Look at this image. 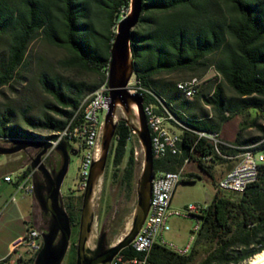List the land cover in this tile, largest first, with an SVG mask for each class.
<instances>
[{"label":"trees","instance_id":"16d2710c","mask_svg":"<svg viewBox=\"0 0 264 264\" xmlns=\"http://www.w3.org/2000/svg\"><path fill=\"white\" fill-rule=\"evenodd\" d=\"M129 5L130 0H0V40L4 42L0 47V88L21 74L29 45L38 36L66 50V57L59 61L62 68L96 75L89 82L40 70V86L52 101L45 104L42 119L35 122L27 118L29 124L54 133L79 116L85 95L106 78L116 23L120 11ZM130 45L134 77L167 104L173 103L176 114L185 112L187 118H181L190 128L183 129L181 135L182 154L153 158L155 172L177 170L184 157L190 156L209 174V165L197 156L210 155V162L226 158L196 131L220 133L223 123L234 115H242L240 127L231 145L219 146L220 152L236 155L244 150L242 146L250 145L264 149V123L258 122L260 118L264 122V0H142ZM208 68L214 69L215 78L218 76L221 82L212 94L200 89L193 99L180 92L176 82L161 78L183 70L202 75ZM223 84L232 89V95L226 94ZM143 96L144 101L157 102L154 97ZM251 109L256 116L248 118ZM14 113V108L7 105L0 114L1 139L43 138L13 123ZM251 126H256L260 134L243 137L244 129ZM129 132L127 119L119 118L109 150L116 175L127 188L134 185L136 168L132 149H127ZM53 133L44 139L55 137ZM29 173L27 167L19 178ZM237 193L225 195L216 188L206 213L198 216L201 226L187 255L155 244L147 264H241L264 249V163L258 179ZM77 198L79 204L68 201L72 220L79 218L82 195ZM201 251L204 256L197 261ZM121 252L140 255L129 246ZM74 258L75 250L71 264Z\"/></svg>","mask_w":264,"mask_h":264},{"label":"built area","instance_id":"2783aa9c","mask_svg":"<svg viewBox=\"0 0 264 264\" xmlns=\"http://www.w3.org/2000/svg\"><path fill=\"white\" fill-rule=\"evenodd\" d=\"M128 13V9H122L120 16ZM120 17V18H121ZM119 20V19H118ZM109 66V65H108ZM108 70L106 78L101 83V92L94 94L91 101L87 102L85 108L79 109V116L72 117L66 128V135L59 136V140L51 143L45 155L55 151V148L62 142H66L69 149L81 152V158L78 165V183L76 191L81 195V188L84 184V170H90L93 161L101 155V141L104 127V119L109 105V90L107 87ZM204 75L194 81H185L179 83L183 88L185 96H191L192 99L201 89L204 83H207ZM127 86H133V93H139L143 97V112L149 128L151 137V150L153 158H163L169 155H180V141L182 140L183 129H190L188 126L178 125V118L182 113L176 114L170 112L169 104H163L159 97L148 87L143 86L135 77L130 78ZM143 95L154 97L157 102L152 100L144 101ZM78 112V111H77ZM181 115V116H180ZM130 124V132L127 137V149H132V155L136 163H142L143 157H137V149H143L138 139L136 130ZM57 132V131H56ZM199 137L207 139L214 147L215 151L226 159L237 158V162L217 183L220 190L242 192L248 185L258 179L260 165L264 163V149H255L245 146L244 150L238 155H224L220 152L221 144L229 145L224 142L220 133H211L196 131ZM191 152V150H190ZM109 155V154H108ZM203 164L209 165L210 155L197 156ZM197 161L190 156H185L182 165L177 170L157 171L151 181L150 204L146 216H150V223H142L138 231H142V239H132L129 247L132 251L140 253L139 256H132L121 250L115 254L109 264H147L152 247L157 244L166 247L171 251L187 255L197 237L201 226V219L198 216L204 215L208 209L209 202L203 204L189 203L180 208L174 207L171 200L176 187L184 181L195 180L194 175L186 171V166ZM4 181L11 182L10 175L3 176ZM19 191L32 193L31 173L25 176L16 184ZM12 195L10 200H14ZM175 216L196 217L197 223L191 231L190 238L186 246L180 248L165 238V233L170 230V220ZM41 231L34 226H26L25 230L13 237L9 243V250L6 255L0 257V264H34V254Z\"/></svg>","mask_w":264,"mask_h":264},{"label":"water","instance_id":"95a60500","mask_svg":"<svg viewBox=\"0 0 264 264\" xmlns=\"http://www.w3.org/2000/svg\"><path fill=\"white\" fill-rule=\"evenodd\" d=\"M141 10L142 0H130L128 13L116 23L115 34L110 47L108 66L109 105L104 119L101 141L102 151L100 157L93 161L90 166L86 186L82 194L75 264H109L115 254L129 246L140 229L149 208L151 181L155 172L151 137L143 112V97L139 93H130L127 90V84L134 71L130 45L131 33L138 23ZM133 105L135 106L137 125L132 124V127L136 130L144 155L141 163V172L136 180L137 202L133 212L132 223L129 231L117 243L102 253L91 255L88 249V240L92 230V197L98 178L106 164L115 133L117 123L115 113L117 108L120 107L127 114L128 118L126 119L129 121ZM6 141H10L12 145H0V155L18 153L31 146L39 147L41 150L36 155L35 164H31V168H38L39 165L37 163H40V166H44L41 162V157L51 146L47 139H11ZM55 151L60 156L59 172L54 181L52 194L48 197V207L46 208L51 213L53 224L48 230L41 231L43 246L37 253L34 264H61L69 246L71 234L70 219L64 209L57 204L56 196L60 193L61 184L67 173L69 157L77 152L68 149V145L64 141L55 148ZM31 183L33 198L39 203L41 191L33 177ZM58 232L60 234L58 240H56ZM252 264H264V256Z\"/></svg>","mask_w":264,"mask_h":264},{"label":"rangeland","instance_id":"374dc122","mask_svg":"<svg viewBox=\"0 0 264 264\" xmlns=\"http://www.w3.org/2000/svg\"><path fill=\"white\" fill-rule=\"evenodd\" d=\"M129 11V8H128ZM121 17V16H120ZM119 17V19H120ZM118 21V20H117ZM2 42L0 47L4 45L3 39L0 40ZM67 52L64 48L58 47L52 44H49L44 40L41 36L36 37L29 45L27 59L24 67L20 69V75L17 76L9 85L3 86L0 88V114L3 109L10 105L14 108V118L13 123H16L22 129L31 131L33 133H37L45 138L46 135L53 133L48 131L47 129H43L41 127H34L27 122V118H32L35 122L42 119V114L44 112L45 104L52 101L50 95H48L40 86L38 75L40 70H48L49 72L60 73L64 77L68 78H79L84 79L86 81L92 82L96 79V75L92 72L84 71L82 69H64L61 67L59 61L60 59L66 57ZM202 75L205 76L208 81L204 83L201 89L204 90L205 93L212 94L213 88L218 82H221L220 78L217 76L213 68H208L205 73ZM201 72H190V71H180L176 73H171L168 75H162L161 78L165 80H171L177 82L178 80L189 78L191 76H199L202 77ZM134 78V75L131 76ZM224 90L227 95H232L233 91L226 84H223ZM90 93L86 94L84 99ZM82 100V102L84 101ZM192 99V98H190ZM81 102V103H82ZM200 105L207 110H210L209 106H206L202 101H199ZM174 106V104L172 103ZM187 113H190L186 111ZM195 115H198L197 111H193ZM186 114V113H185ZM187 115V114H186ZM256 116V112L254 110H249V117ZM119 118H128L127 114L123 112V110L118 107L115 113V119ZM130 121L137 124L135 106H132V110L129 116ZM242 120V115H234L231 119L224 122L221 129L223 131V135L227 139H234L238 128L240 127V122ZM259 123H264L263 119L260 118L258 120ZM260 131L256 126L247 127L242 132L243 137H247L250 135H259ZM233 141V140H232ZM0 145L2 146H11L12 143L10 141H6L0 138ZM21 152L10 154V157H18L17 164L20 166L23 164L24 159L21 156ZM1 159H5V155H0ZM81 158V152L76 154H71L69 157V165L67 173L63 179V182L60 187V192L67 201L73 199L76 204L78 200V192L76 191V185L78 183V165ZM232 160H222V164H226L227 169L226 172L233 165ZM108 164L112 165V157L108 155ZM187 168V167H186ZM141 172V164L136 163V177L138 178ZM199 177H197L193 182H181L179 183L176 193L172 200V205L176 207H181L183 205L189 203H200L203 204L205 202H209L211 197L214 194V185L210 176L204 172L203 170L198 169ZM84 188V186H83ZM83 188H81V195L83 193ZM221 192L225 195H238L237 192L221 190ZM98 191L95 187L92 197V208L98 202V198L96 197ZM21 193L15 195V197H21ZM26 197H30L29 195ZM33 197V196H32ZM33 199V215L35 218V225H38L39 212L36 205V201ZM82 201V198H81ZM137 202V195L130 199L126 206L122 208L121 212V222L118 230L115 232L113 236L110 238V242L116 243L119 239L124 237V235L129 231L134 208ZM81 204V203H80ZM198 219L196 217H188V216H175L170 220L171 228L169 231L165 233V238L168 242L173 243L174 245L182 248L186 246L189 241L191 231L193 230L194 225L197 223ZM95 228V227H94ZM96 234V233H94ZM91 235V234H90ZM89 243V240H88ZM204 256V253L201 251L196 260H200ZM65 257L63 259L62 264H66ZM244 262V261H243ZM242 262V263H243ZM241 263V264H242Z\"/></svg>","mask_w":264,"mask_h":264},{"label":"flooded vegetation","instance_id":"af4514ba","mask_svg":"<svg viewBox=\"0 0 264 264\" xmlns=\"http://www.w3.org/2000/svg\"><path fill=\"white\" fill-rule=\"evenodd\" d=\"M40 150L41 148L39 147L31 146L20 152L22 154L21 156L24 159L22 165L25 168H30L31 181L33 177L34 181L37 183L39 190L41 191V196H39V203L36 202L39 212L38 225L40 231H46L53 224L51 213L46 208L48 207V197H50L52 194L53 186L55 183L54 181L59 172L60 156L56 151L50 152L47 155L44 154L41 157V162L44 164V166H40V163H37V165H39L38 168H31V164H35L36 155L40 152ZM136 180L137 177L135 168L134 185L130 188L124 186L120 180L119 175H116L115 167L109 166L107 158L104 169L99 176L97 184L95 186L98 191L96 195V197L98 198V202L92 210V230L88 243V249L91 255L102 253L115 244L110 242V237L113 236L119 228L122 208L127 205L130 199L136 197L137 195ZM56 197L57 204L62 207L67 213L71 224L69 246L64 258L67 257L66 264H71V261L73 260L72 253L73 250H75V264L79 218L76 220H72L70 218V215L68 213V201L64 198L66 197V195H63L60 192ZM59 234L60 232H58L56 240H58Z\"/></svg>","mask_w":264,"mask_h":264},{"label":"crops","instance_id":"0c3cea01","mask_svg":"<svg viewBox=\"0 0 264 264\" xmlns=\"http://www.w3.org/2000/svg\"><path fill=\"white\" fill-rule=\"evenodd\" d=\"M220 137L224 142L231 145L233 139L225 138L222 129L220 130ZM243 147L245 146H242V148ZM240 153L234 156H238ZM233 159H236L233 161L234 165L237 162V158ZM17 160L18 157H10V155H5V159L0 158V257L6 255L9 250V243L11 239L16 235L22 233L25 230L26 226H34L39 229V227L35 225V218L33 215V193L19 191L16 188V184L23 179L19 178V175H21L25 169L23 165L19 166L17 164ZM226 166V164H222L221 162H211L209 164L208 175L213 181L214 193L216 188L218 189L217 183L226 173ZM186 167V171L193 172L197 175H199L198 169L201 170L198 164L196 165L195 163H190ZM5 175H10L12 181H4L3 176ZM177 187L174 191L173 197L176 193ZM18 193L22 194L21 197H15V199L11 201V196H15ZM28 195L30 197H26Z\"/></svg>","mask_w":264,"mask_h":264},{"label":"bare ground","instance_id":"6f19581e","mask_svg":"<svg viewBox=\"0 0 264 264\" xmlns=\"http://www.w3.org/2000/svg\"><path fill=\"white\" fill-rule=\"evenodd\" d=\"M200 77L198 76H192L190 78H186V79H181L179 81L176 82V87L177 89L183 93V88H180L179 86V83H183L185 81H194L196 79H198ZM107 87H108V77H107ZM108 90H109V87H108ZM127 90L130 92V93H133V86H127ZM101 92V84L98 85L85 99L84 101L81 103V108L80 109H83L85 108L87 102L91 101L92 97L94 94H98ZM188 97H191V96H188ZM159 101H161L163 104H167V102L165 101V99L163 98H160L159 97ZM174 106L169 103V110L170 112H175L174 111ZM182 116L184 118H187V115L182 112ZM178 125H182V126H188L184 120L182 118H178ZM55 135V137H50V138H46L50 143H54L56 142L57 140H59V136H65L66 135V128H64L63 130H60V131H57V132H54L53 133ZM254 145H250L249 147H253ZM144 155V152H143V149H137V157H143ZM88 174H89V170H84V189H85V186H86V180H87V177H88ZM83 189V191H84ZM83 194V193H82ZM143 223H150V216H145V219L143 221ZM135 239H142V231H138L135 235ZM43 246V239H42V236L39 235V239H38V243H37V248H36V252L34 254V259L37 255V253L40 251V249L42 248ZM264 256V249H262L261 251H259L258 253L254 254L252 257L246 259L242 264H252L253 262H255L256 260H259L261 259L262 257Z\"/></svg>","mask_w":264,"mask_h":264}]
</instances>
